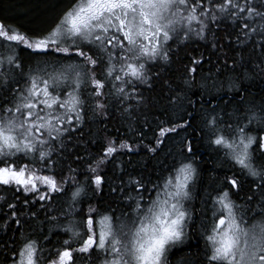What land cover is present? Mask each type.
<instances>
[{
  "label": "snow or ice",
  "instance_id": "snow-or-ice-1",
  "mask_svg": "<svg viewBox=\"0 0 264 264\" xmlns=\"http://www.w3.org/2000/svg\"><path fill=\"white\" fill-rule=\"evenodd\" d=\"M224 22L238 26L240 60L243 48L252 44V71L264 73V0H68L44 27L0 20V186L16 194L12 203L0 200L10 212L4 226L11 227V220L19 233L0 245V264H76L77 254L85 264H169L170 252L194 234L203 241L200 259L193 256L182 264H264V100L245 99L239 65L219 51L224 45L215 32ZM210 32L212 49L219 52L215 72L196 80L201 56L191 60L179 91L164 83L170 104L179 102L183 110L186 100L201 113L199 134L237 170L201 197L211 201V217L205 212L197 225L192 201L199 157L187 137L157 182L141 175L112 182L109 195L119 198V210L89 204L85 211L84 197L104 192L103 166L124 150L133 151L127 140L106 136L98 152L81 155L86 117L109 119L114 108L136 119L134 113L149 104L144 88L151 90L160 78L152 69L171 63L180 45L205 41ZM22 50L43 59L25 71ZM194 88L199 98L194 92L188 96ZM185 115L192 117L185 110L179 123L164 122L170 126L159 127L146 151L156 152L169 133L192 127ZM246 180L248 195L238 202L233 197ZM21 192L44 202L41 223L49 225L47 234L41 228L37 235L21 219ZM54 196L64 197L57 208L49 207ZM29 215L38 218L31 209ZM57 231L67 238L59 247H45Z\"/></svg>",
  "mask_w": 264,
  "mask_h": 264
},
{
  "label": "trees",
  "instance_id": "trees-1",
  "mask_svg": "<svg viewBox=\"0 0 264 264\" xmlns=\"http://www.w3.org/2000/svg\"><path fill=\"white\" fill-rule=\"evenodd\" d=\"M67 3L68 0H0V20H3L5 24H13L27 29L44 27ZM237 34L238 26L234 27L228 22L222 23L219 30L215 32L218 42L224 45L219 51L227 53L229 63L235 60L239 65L236 69V75L242 78L241 82L244 86L245 99L260 102L264 100V73L256 75L252 71V64L255 62V54L251 51L252 44L243 48L244 61L240 60L241 47H238L235 43ZM226 37H230L232 43H229ZM212 39L213 35L210 32L208 39L205 41H188L179 46L178 51L173 54L171 63L167 65L157 64L152 69L153 72L160 73V78L153 81L151 90H148L146 87L144 88V94L148 97L149 104L147 107L134 113L136 119H129L126 115L122 116L114 108L110 109L109 119L97 118L93 121L86 117L83 130L86 133L85 140L87 143L84 147L78 149L81 155L98 152L106 136L116 138L118 143L120 140H127L133 145V151L129 153L127 150H124L117 154L114 160L103 166L102 174L105 177L104 192L101 196L92 197L91 199L87 196L84 197L83 207L85 211H87L89 204H98L101 210L109 206L119 210L121 207L118 203L119 198L109 195L112 182L118 181V178L121 176L127 180L128 176L137 175L144 176L154 183L157 182L158 177L166 174V166H171L175 154L182 150L181 141L187 137L192 140L195 154L199 157L197 161L199 176L196 181L192 201L194 207L197 209V225L200 223L205 212H207L209 218L211 217V212L208 210L211 201L209 200L206 204L201 197L206 196V189L208 192H211L226 177L231 176L237 170L232 169L229 162H222L221 155L207 143V137L199 134V129L202 127L201 113L194 111L191 106H188L186 100L184 101L185 108L183 110L180 108L179 102L176 104L169 103L168 93L170 87L165 86L164 82L169 81L170 86L179 91L183 87L182 82L187 73V68L192 66L191 60L198 59L201 56L204 57V60L197 68L195 73L196 80L200 81L201 77L207 75L209 70L215 72V62L219 52L212 49ZM20 57L25 64V71H27L29 64H34L37 60L43 59V57L32 56L29 51L25 50L20 51ZM209 59H211L212 63H209ZM222 61L223 58L221 57V63ZM229 74L231 73H224L225 76ZM193 92L195 93V98H199V90L195 88L187 93L188 96L191 97ZM171 94L175 95L176 93L172 92ZM204 99L212 98L205 96ZM238 99L239 96L236 97V100ZM196 107L199 108V104ZM185 110L192 113V117L184 116L185 119L191 120L192 127H186L184 130L178 129L177 133H169L156 152H147L144 145L155 143L153 137L154 133L159 131V127L170 126L164 123L170 119H174L175 122L179 123L180 117ZM89 117H91L90 112ZM89 129H91V135H87ZM193 129H196V131H193ZM141 140L143 141L142 143ZM92 141H97V143L93 144ZM117 165L120 167H117ZM75 166L73 165V167ZM81 167L83 168V166ZM80 179H84L83 171L81 172ZM248 184L249 181L246 180L245 186L233 197L238 202H243V198L248 195ZM18 195L17 210L24 213L21 219L26 222V226L31 225L35 227L37 235H39L41 228L47 234L49 225L41 223L45 220L46 215V212L40 208L41 203L44 202H33L31 194L25 196L21 192ZM146 195L152 196L155 193H146ZM0 196L5 197L8 203H12L16 198V194L4 186H0ZM25 199L30 202L27 206L24 204ZM5 200H0V245L11 243V240L19 235L18 232H14L17 226H15L13 221L9 220L11 227L6 228L4 226V221L7 219L5 213L10 215ZM63 200L64 197L62 196H54V200L49 207L57 208ZM29 209L38 213L37 219L33 220L31 218ZM50 214L56 215L57 213L53 211ZM66 238V234L57 231L56 234L50 236L45 247H59ZM202 251L203 241L198 234H194L184 246L175 248L170 252L169 264H182V261H191L193 256L199 261L200 258L197 256V253ZM76 264H85V259L80 257L79 254L76 257Z\"/></svg>",
  "mask_w": 264,
  "mask_h": 264
}]
</instances>
